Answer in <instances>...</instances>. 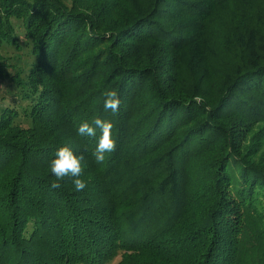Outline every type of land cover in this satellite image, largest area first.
<instances>
[{"label": "trees", "instance_id": "obj_1", "mask_svg": "<svg viewBox=\"0 0 264 264\" xmlns=\"http://www.w3.org/2000/svg\"><path fill=\"white\" fill-rule=\"evenodd\" d=\"M130 2L0 0V45L34 57L0 53L26 102L0 108V264H264V0ZM64 143L83 191L51 187Z\"/></svg>", "mask_w": 264, "mask_h": 264}, {"label": "clouds", "instance_id": "obj_2", "mask_svg": "<svg viewBox=\"0 0 264 264\" xmlns=\"http://www.w3.org/2000/svg\"><path fill=\"white\" fill-rule=\"evenodd\" d=\"M102 96L104 98V112L113 115L118 113L121 103L118 90L106 88ZM112 128V121L100 115L94 116L91 121L84 120L78 126L77 131L80 136L96 137L97 130H99L100 134L97 138L96 148L92 152L98 164L105 161L107 153L116 150V140L112 136ZM83 151L87 152V147ZM84 159V155L82 153L77 155L69 143L62 144L49 162L50 171L56 178L51 182V187L60 189L62 187L61 182L65 178H69L76 191H83L87 187V183L83 179L84 166L82 161Z\"/></svg>", "mask_w": 264, "mask_h": 264}, {"label": "rangeland", "instance_id": "obj_3", "mask_svg": "<svg viewBox=\"0 0 264 264\" xmlns=\"http://www.w3.org/2000/svg\"><path fill=\"white\" fill-rule=\"evenodd\" d=\"M131 5L132 6H138L139 8L144 7V5H146L145 0H131ZM142 9V8H141ZM12 23L16 26L17 31H16V36L18 37V39L21 40V44H23V29L20 26V22L13 18L12 19ZM232 23V20H228L227 26L229 27L228 24ZM21 49H17L13 44H10L6 41H4L1 45H0V53L3 54L6 57H9L10 59H13V61H19L21 63V65H24V62L28 61H32L34 60V57L32 56H27V54L25 52H27L26 48L24 46H21ZM8 84V85H7ZM17 88L16 86H14L13 84L10 83H1L0 81V108L8 105V106H15L17 107L20 104L25 105L26 102H22L19 100L18 94H17ZM17 120L24 126H27L29 124L28 120L25 119L23 116H20L19 118H17ZM261 126V124L254 126V131L259 129V127ZM190 168H193L196 166L193 163H190ZM190 170V169H188ZM193 171V170H190ZM97 202V201H94ZM120 259V256H117L112 262H110L109 264H116Z\"/></svg>", "mask_w": 264, "mask_h": 264}]
</instances>
